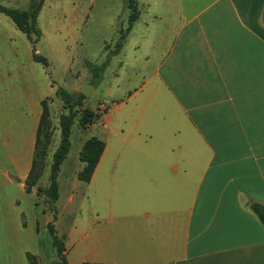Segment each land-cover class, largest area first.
Returning <instances> with one entry per match:
<instances>
[{
    "label": "crops",
    "instance_id": "0c3cea01",
    "mask_svg": "<svg viewBox=\"0 0 264 264\" xmlns=\"http://www.w3.org/2000/svg\"><path fill=\"white\" fill-rule=\"evenodd\" d=\"M162 4L128 109L89 127L106 144L90 183L86 141L61 166L55 221L26 181L58 87L0 20L31 61L0 46V264L57 262L51 223L69 264H264V0Z\"/></svg>",
    "mask_w": 264,
    "mask_h": 264
},
{
    "label": "rangeland",
    "instance_id": "374dc122",
    "mask_svg": "<svg viewBox=\"0 0 264 264\" xmlns=\"http://www.w3.org/2000/svg\"><path fill=\"white\" fill-rule=\"evenodd\" d=\"M33 1L0 0V5L29 12ZM163 1L168 0H137L141 17L122 41V47H119L121 32L127 31L131 15L127 0L45 1L38 18L41 38L36 45V51L48 60L53 86L72 97L66 99L55 95L47 100L49 111L47 132L51 134V138L47 156L40 163L42 176L39 181L46 173L48 187L45 188L42 184L40 193L38 185L34 189L37 195L43 198L52 216L57 207L49 191L50 174L55 153L62 139L61 118L69 116L72 112L75 116L69 167L66 169L69 175L76 164L75 158L81 141H87L94 135L93 130L89 128L82 130L80 127L84 110L89 109L95 113H102L106 118L109 116L114 118L124 114L128 109L129 105L117 106L127 99L133 87L135 81L130 77L134 74V69L139 70L144 66L143 57L151 48V43L155 46V34L159 25L157 16L164 9ZM0 20L16 29L9 18L0 16ZM0 42L5 52L13 48L15 52H19L22 63L30 61L25 37L20 34L16 37L1 23ZM89 64L96 67L105 66L103 72L99 74L97 84H92L94 72ZM86 86L89 87V96H85L82 106L76 105L70 109L69 104L79 98V94ZM69 223L70 221L66 220L65 224Z\"/></svg>",
    "mask_w": 264,
    "mask_h": 264
},
{
    "label": "trees",
    "instance_id": "16d2710c",
    "mask_svg": "<svg viewBox=\"0 0 264 264\" xmlns=\"http://www.w3.org/2000/svg\"><path fill=\"white\" fill-rule=\"evenodd\" d=\"M46 0H34L31 5V10L28 11H21L19 9L9 8L0 5V16H5L9 18L16 28L23 33L29 42L33 45V59L35 62L42 64L45 68L49 67V63L47 58L38 55L36 53V45L41 38V32L38 28V18L42 7ZM127 4L129 10L131 11V15L129 17V26L126 32H121V42L119 47H122V41L127 37L130 31L133 29L134 24L138 21L140 16V11L138 7L137 0H127ZM264 20V14H263ZM90 68L94 72V81L93 84H97L100 79V73L103 72L105 66L96 67L89 64ZM57 97L71 99V95L67 94L65 91L61 89L57 90ZM85 99V96L81 93L79 94V98L69 104V108L73 109L76 105L82 106V102ZM43 116L40 121L38 133H37V140H36V147H35V155L33 160L32 170L30 175L26 181V191L31 193L32 190L38 185V182L42 176V170L40 163L44 158L47 156L48 146L50 144L51 134L47 132L48 129V105L47 101L43 102ZM101 117L99 113H95L92 110L86 109L84 110V117L80 122V127L82 130L88 129L91 125L96 123V121ZM74 113L72 112L69 116H65L61 118V144L55 153L54 162L51 169L50 174V186L49 191H51L50 195L52 196V200L56 205L59 200V182L58 176L61 170V166L64 161L67 159L70 148H71V136H72V127L74 125ZM105 142L102 140L92 137L87 140L80 151L79 157L81 162L85 164V168L80 172L79 179L84 183H90L93 172L99 163V160L105 150ZM44 168V167H43ZM38 192H42V189L39 187ZM252 210L256 213L259 217L261 222L264 225V208L259 204H253ZM58 217V212L55 209L53 211V220L55 221ZM54 224L49 225V231L53 238L54 245L57 249L59 259L54 264H69L66 260V247L64 245L63 240L58 238L56 232L54 231ZM29 260L31 264H35V260L33 256H29Z\"/></svg>",
    "mask_w": 264,
    "mask_h": 264
},
{
    "label": "water",
    "instance_id": "95a60500",
    "mask_svg": "<svg viewBox=\"0 0 264 264\" xmlns=\"http://www.w3.org/2000/svg\"><path fill=\"white\" fill-rule=\"evenodd\" d=\"M81 92L84 96H89V87H84Z\"/></svg>",
    "mask_w": 264,
    "mask_h": 264
}]
</instances>
